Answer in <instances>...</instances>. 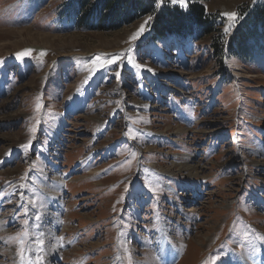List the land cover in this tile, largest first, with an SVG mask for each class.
<instances>
[{
  "label": "rangeland",
  "instance_id": "1",
  "mask_svg": "<svg viewBox=\"0 0 264 264\" xmlns=\"http://www.w3.org/2000/svg\"><path fill=\"white\" fill-rule=\"evenodd\" d=\"M255 1H198L228 60L213 35L156 39L155 13L93 31L69 0H0V264H264V37L232 39Z\"/></svg>",
  "mask_w": 264,
  "mask_h": 264
},
{
  "label": "trees",
  "instance_id": "2",
  "mask_svg": "<svg viewBox=\"0 0 264 264\" xmlns=\"http://www.w3.org/2000/svg\"><path fill=\"white\" fill-rule=\"evenodd\" d=\"M198 1L191 2L188 11L171 4L158 7L155 0H69L68 7L74 17L73 28L93 31L114 30L155 13L152 36L156 39L173 37L189 41L203 35H213L210 48L215 55L228 60L238 56L243 60L236 43L222 42V38H225L219 29L222 20L216 14L206 12ZM247 11L242 30L232 37L234 41L237 39L239 45L245 37H264V0H256Z\"/></svg>",
  "mask_w": 264,
  "mask_h": 264
},
{
  "label": "bare ground",
  "instance_id": "3",
  "mask_svg": "<svg viewBox=\"0 0 264 264\" xmlns=\"http://www.w3.org/2000/svg\"><path fill=\"white\" fill-rule=\"evenodd\" d=\"M27 31H29V29H27V28H22V29H18V32H20V34H21V37H24V38H29V37H31V35L32 34H34L35 36H36V38H39L40 40H41V42H43L44 40H43V38H45L44 36H47L48 37V35L47 34H40V33H29V32H27ZM204 36V35H203ZM54 38V37H53ZM56 38V37H55ZM163 38V37H162ZM60 39V38H59ZM45 42V41H44ZM163 95V94H162ZM149 127V126H148ZM182 129V128H181ZM167 130V127L165 128V129H163L162 131H160L161 133H163V131H166ZM158 132V131H157ZM184 158V157H183ZM188 160V159H187ZM258 164V163H257ZM156 165V164H155ZM154 165V163L153 164H149V166H152V167H154L155 168V170H156V166ZM180 167H182L183 168V170H187V171H189L190 170V168L192 169L193 167L192 166H189V165H187V164H182V165H179ZM158 168V167H157ZM160 169V171H163V172H165V173H167V174H169V175H171V176H173V172H172V170H171V168L170 167H168L167 169H165V170H162L161 169V167L159 168ZM193 171L194 172H199L198 171V167L197 166H195V168L193 169ZM193 171H189V173L188 174H196V173H194ZM93 172L94 171H91L90 170V173H92L93 174ZM175 172V171H174ZM89 173V172H88ZM40 178H42V177H40ZM59 178V177H58ZM43 179H44V177H43ZM72 180V179H71ZM48 181V180H47ZM42 182V181H41ZM45 182V181H44ZM43 182V183H44ZM62 182V181H61ZM49 183V182H48ZM44 185V184H43ZM48 185V184H47ZM46 185V186H47ZM45 186V185H44ZM10 187H12L13 189H12V192L14 193H16V196H17V198L18 199H21V201L23 200V195H22V186H21V182L19 183V181L18 182H14V183H12L11 185H10ZM53 187V186H52ZM56 187V186H55ZM54 187V188H55ZM55 191H56V189H54ZM58 190V189H57ZM48 191L50 192H47L46 193V196H49V194H51V192L53 191V189L52 188H48ZM55 191H53L52 193L54 194V192ZM58 192V191H57ZM56 193V192H55ZM181 194H184V192L183 193H181ZM179 195V194H178ZM188 195V194H187ZM56 196H57V193H56ZM51 197H53V196H51ZM60 197V196H59ZM47 199V198H46ZM16 202H17V200H14L13 201V203H15L16 204ZM45 203H47V202H45ZM11 204V203H10ZM54 204V203H53ZM226 206V205H225ZM227 206H229L228 204H227ZM14 208V207H13ZM45 208V207H44ZM186 211H192V210H194V209H192V208H186L185 209ZM56 211V210H55ZM53 216H55V215H53ZM55 218V217H54ZM1 221V220H0ZM59 223V222H58ZM42 224V223H41ZM49 224V223H48ZM60 225V224H59ZM64 225H66V224H64ZM44 228V227H43ZM48 228V227H47ZM57 228V227H56ZM64 229L66 230H68V226L66 225L65 227H64ZM47 232H48V229H47ZM166 232V231H165ZM167 233V232H166ZM163 233L162 232H160V235H161V238L158 240V243L160 244V248H161V250L162 251H164V253H166L167 255H172V256H174V255H177V253H175L176 252V250L174 249V247H172V248H170V247H166V243H167V241L168 242H170L171 243V241H170V239H171V236L169 235V233H167V234H164V235H162ZM173 238V237H172ZM206 240V241H208L209 239H208V237L207 236H205V237H203L201 240ZM200 239H198V241H201ZM172 245V244H171ZM167 263H169L168 262V260L167 259H165V262L163 261V263L162 264H167ZM153 264H155V263H153ZM158 264H160V263H158ZM176 264H179V263H176ZM224 264V263H223ZM226 264V263H225ZM231 264V263H230Z\"/></svg>",
  "mask_w": 264,
  "mask_h": 264
},
{
  "label": "snow or ice",
  "instance_id": "4",
  "mask_svg": "<svg viewBox=\"0 0 264 264\" xmlns=\"http://www.w3.org/2000/svg\"><path fill=\"white\" fill-rule=\"evenodd\" d=\"M168 2H170V4L172 5V6H179L182 10H184V11H188V8H189V4L191 3V2H194V0H168ZM157 3L159 4V3H162V0H157ZM225 15H227L228 16V18L231 20V21H233V24L232 25H230L229 27H226L225 29H224V31H225V33H228L229 31H230V27H234L235 26V22L239 19V17H238V15H237V13H235V12H232V13H227V14H225ZM153 19V17L152 16H149L148 18H147V20L145 21V25L149 22V21H151ZM145 25H141V27H140V29L135 33V34H133L132 36H131V41H135L137 38H138V36L139 35H141V33L144 31V29H145ZM30 54V50H28V51H25V52H21V53H18L17 54V56H18V58H23V57H25V56H27V55H29ZM46 53L45 52H41L40 53V56L42 57V56H44ZM122 58L120 57V56H116V57H114V58H110V59H108L106 62H104V61H102V58L101 57H96L93 61H92V64L93 65H96V64H99V68H96V67H94L92 70H93V72H95V71H98L99 69H101V68H105L106 66H108V65H114V64H118V62L121 60ZM137 67H140V65H136ZM148 71H152L151 69H148ZM116 76L117 77H119L120 76V71L119 70H117L116 71ZM41 106L39 105V104H37L36 105V108H37V110H39V108H40ZM126 191H127V188H126Z\"/></svg>",
  "mask_w": 264,
  "mask_h": 264
}]
</instances>
